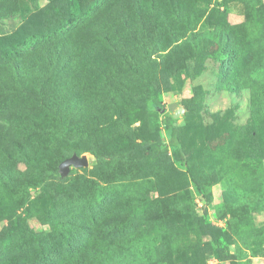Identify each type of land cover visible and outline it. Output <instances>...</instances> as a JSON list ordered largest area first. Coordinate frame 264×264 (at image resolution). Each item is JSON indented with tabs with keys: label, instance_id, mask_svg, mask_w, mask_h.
<instances>
[{
	"label": "rangeland",
	"instance_id": "374dc122",
	"mask_svg": "<svg viewBox=\"0 0 264 264\" xmlns=\"http://www.w3.org/2000/svg\"><path fill=\"white\" fill-rule=\"evenodd\" d=\"M94 1L0 0V264H264V0Z\"/></svg>",
	"mask_w": 264,
	"mask_h": 264
},
{
	"label": "trees",
	"instance_id": "16d2710c",
	"mask_svg": "<svg viewBox=\"0 0 264 264\" xmlns=\"http://www.w3.org/2000/svg\"><path fill=\"white\" fill-rule=\"evenodd\" d=\"M118 2H120V1H118ZM100 3H101V0H95L94 2H91L90 7L87 10L88 11L87 13H91L92 10L94 8H96L97 6H99ZM108 5H102L100 8H98L95 11V13H96L95 19H97L98 17L100 19H103V21H100V24H98L97 27L102 26L105 23L104 21L107 22L106 25L109 24L108 22H111V23L113 22L114 23L113 15H111V13H110V11L108 9V8H111V7H109ZM16 10H14V11H16ZM0 15H2V13H0ZM74 20H75V18H74V16H72V18L70 20H68L66 23L64 22V23L61 24V28H66V27H68V25L73 24ZM102 22H103V24H102ZM100 28L103 29L104 25H103V27H100ZM108 28L109 29H106V28L104 29L106 31L107 37L110 38V37L116 36V34L112 30V28H113L112 25H110ZM143 32L144 31L141 30V34ZM243 33H246V32H243ZM236 37H239V36H236ZM231 42H233V41H231ZM64 45L65 44L62 41H60V42H57L55 45L52 44V48L51 49L53 50V49L56 48V49L60 50V55H62V52L65 51ZM48 49H50L49 45L43 47L41 55H40V60H39L40 63L46 64L48 62V59L50 57V54L47 52V51H49ZM95 63H97V62H95ZM99 67H100V65H98V67L95 70V72L92 73L91 75H98L97 71H99ZM45 112H47V110H45ZM47 115H48V112H47ZM179 137H180L179 136V130L177 128H174L173 133H172V137H171V143L174 146L181 147V142H180V138ZM160 150H161L160 148H155L154 146H151L149 148V151L151 153H158ZM120 157L122 159L134 158L133 155H121ZM182 159H183L184 163H187L186 154L184 153V151H182ZM115 228H116V226H113V227L111 226L109 228V230L110 231H114ZM109 230H108V232H110ZM98 247H100V245L97 244V243L84 244L82 249H80L77 252L69 255L68 257L64 258V257L60 256V262L58 264H99V259H100L102 254H103V256L105 255V252L101 253V251L103 249H99ZM108 250H109V253H108V255H109L110 251H112V250L110 248H108ZM58 254L59 253L56 252L55 250H51L50 253L48 254V258H50V260H53L54 258L58 259V257H59ZM23 261L24 260H22L20 262H15V264H25V262H23ZM8 264H12V263H8Z\"/></svg>",
	"mask_w": 264,
	"mask_h": 264
},
{
	"label": "water",
	"instance_id": "95a60500",
	"mask_svg": "<svg viewBox=\"0 0 264 264\" xmlns=\"http://www.w3.org/2000/svg\"><path fill=\"white\" fill-rule=\"evenodd\" d=\"M179 113H180V110L177 111V115ZM88 164H89V161L85 155L81 157L74 155L72 157L65 159L61 163L60 168L63 172H66V170H68V168H70L71 166L82 167V166H87Z\"/></svg>",
	"mask_w": 264,
	"mask_h": 264
}]
</instances>
